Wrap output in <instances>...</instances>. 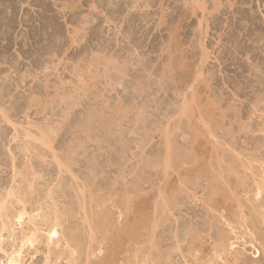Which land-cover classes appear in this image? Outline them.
I'll return each mask as SVG.
<instances>
[{
  "label": "rangeland",
  "instance_id": "rangeland-1",
  "mask_svg": "<svg viewBox=\"0 0 264 264\" xmlns=\"http://www.w3.org/2000/svg\"><path fill=\"white\" fill-rule=\"evenodd\" d=\"M0 2V264H264V0Z\"/></svg>",
  "mask_w": 264,
  "mask_h": 264
},
{
  "label": "bare ground",
  "instance_id": "bare-ground-1",
  "mask_svg": "<svg viewBox=\"0 0 264 264\" xmlns=\"http://www.w3.org/2000/svg\"><path fill=\"white\" fill-rule=\"evenodd\" d=\"M5 2H6V0H5ZM4 2V3H5ZM0 3H3V2H0ZM8 4H10L9 3V1H8ZM7 4V5H8ZM1 5H3V4H1ZM6 5V6H7ZM4 6V5H3ZM5 8V7H4ZM12 8V7H11ZM10 9V8H9ZM5 10H7V9H5ZM2 10H0V12H1ZM10 11V10H9ZM6 12V11H5ZM13 13V12H12ZM14 17H16V16H14ZM14 19L15 18H12L11 16L9 17V14H3V16L0 18V28L3 26V24H8V27H6V29L5 30H0V43H1V41L2 40H4V39H8L9 40V42H10V39H9V37H7L8 36V34L10 33V32H8V31H11V25H12V23L14 22ZM5 27V26H4ZM14 28V27H13ZM39 29V28H38ZM38 29L35 27V26H31L30 27V37L32 38V40H30V38H29V36H28V38H27V41H25V43H24V45L26 46V45H28V44H38L39 45V47H42V46H40L41 44H42V42H44V38H43V36H42V38L40 37L41 35H43V33L42 32H38ZM45 29V28H44ZM8 30V31H7ZM47 32V31H46ZM42 33V34H41ZM45 33V32H44ZM41 34V35H40ZM34 38V39H33ZM47 39H48V37H47ZM3 45V44H2ZM7 45V44H6ZM4 48V47H3ZM5 49H6V47H5ZM4 49V50H5ZM0 51H2V49L0 50ZM6 51V50H5ZM38 51V50H37ZM40 51V50H39ZM204 52V51H203ZM6 87V86H5ZM5 94V93H4ZM2 111V110H1ZM6 117V116H5ZM43 127V126H42ZM48 127V126H47ZM39 130V129H38ZM47 130V129H46ZM26 133V132H25ZM30 133V132H29ZM48 133V132H47ZM25 135V134H24ZM33 135V134H32ZM31 138H32V136H30ZM29 138V137H28ZM33 138H35L34 136H33ZM37 139V138H36ZM39 139V138H38ZM33 140V139H32ZM41 140V139H40ZM39 140V141H40ZM48 140H49V138H48ZM47 140V141H48ZM37 141V140H36ZM43 141V140H42ZM41 141V142H42ZM46 141V142H47ZM28 143H29V141H28ZM48 143V142H47ZM49 143H50V141H49ZM46 144V143H45ZM43 145H44V143H43ZM47 147H48V145H47ZM55 154V153H54ZM56 155V154H55ZM56 157V156H55ZM24 212H26L25 210H24ZM19 214H21V213H19ZM23 215V214H22ZM20 217H22L21 215H19ZM19 217V218H20ZM55 226H56V224H55ZM52 234H56L57 233V230H53L52 232H51ZM35 235V234H34ZM50 236H51V234H50ZM49 236V238H51ZM58 236V235H57ZM32 237V236H31ZM31 239V238H30ZM33 239V238H32ZM8 264H19V262H18V260H17V258H15V257H13V258H11L10 259V262L8 263Z\"/></svg>",
  "mask_w": 264,
  "mask_h": 264
}]
</instances>
